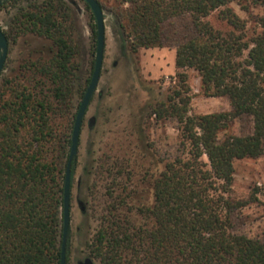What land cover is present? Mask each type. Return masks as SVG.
<instances>
[{
    "label": "trees",
    "instance_id": "16d2710c",
    "mask_svg": "<svg viewBox=\"0 0 264 264\" xmlns=\"http://www.w3.org/2000/svg\"><path fill=\"white\" fill-rule=\"evenodd\" d=\"M96 1L101 9L107 2ZM115 1L127 5L113 10L132 53L160 46L161 27L174 18L187 17L195 34L176 46L177 87L148 107V118L175 120L176 154L160 159L148 206L129 204L128 158L102 162L98 175L112 181L91 257L98 264H264V239L234 231L231 214L241 204L227 196L234 161L264 155V0ZM231 3L242 4L248 19ZM3 34L8 47L31 34L54 51L48 59H22L19 72L0 81V264H59L63 179L77 111L70 15L62 2L35 1ZM187 69L197 73L205 96L225 97L231 109L191 114ZM241 118L251 132L229 133ZM74 165L75 159L71 181Z\"/></svg>",
    "mask_w": 264,
    "mask_h": 264
},
{
    "label": "rangeland",
    "instance_id": "374dc122",
    "mask_svg": "<svg viewBox=\"0 0 264 264\" xmlns=\"http://www.w3.org/2000/svg\"><path fill=\"white\" fill-rule=\"evenodd\" d=\"M35 1L46 0H21L14 6L0 8L1 31L10 34L16 13ZM50 1L64 3L70 15L78 64L75 112L94 61L91 12L82 0ZM117 6L125 8L127 5L107 0L102 7L105 28L103 62L96 90L82 121L75 156L66 264H98L91 257L89 246L98 229L107 200L105 193L112 181L105 175H98L102 162L112 164L117 159L128 158L131 174L126 184L133 192L129 204L148 206L152 203V175L163 168L160 159L174 156L178 149L179 133L175 120L148 118V107L164 101L168 93L177 87L174 66L176 46L194 36V29L187 17L171 19L161 27L160 46L132 53L113 10ZM230 7L240 17L248 19V12L242 4L231 3ZM251 12L261 14L262 10ZM8 49L0 81L19 72L22 59L39 56L48 59L54 51L50 41L31 34L19 36ZM185 73L191 91V114L203 115L231 109L227 98L203 94L200 79L194 70L187 69ZM250 132L251 123L247 118L230 124L229 133L244 135ZM203 160L206 162V158ZM233 166V183L227 196L233 203L241 204L231 214L234 231L264 239V155L236 160Z\"/></svg>",
    "mask_w": 264,
    "mask_h": 264
},
{
    "label": "water",
    "instance_id": "95a60500",
    "mask_svg": "<svg viewBox=\"0 0 264 264\" xmlns=\"http://www.w3.org/2000/svg\"><path fill=\"white\" fill-rule=\"evenodd\" d=\"M4 1H8V0H0V4ZM82 1L86 4L94 19V23L96 27V43H95L93 70L91 73L89 83L85 89V92L81 98V101L78 105L75 114L72 131H71V137H70L69 153H68L67 163L64 172L63 193H62V233H61V243H60L59 264H65V258H66V239L69 230L71 162L73 159H75V156L77 154V147L79 142L82 121L85 116L90 99L93 93L95 92L99 81L100 71L103 62V54H104L105 28H104V15L102 9L96 0H82ZM7 51H8L7 40L5 38V35L0 29V74L2 72L6 60Z\"/></svg>",
    "mask_w": 264,
    "mask_h": 264
},
{
    "label": "flooded vegetation",
    "instance_id": "af4514ba",
    "mask_svg": "<svg viewBox=\"0 0 264 264\" xmlns=\"http://www.w3.org/2000/svg\"><path fill=\"white\" fill-rule=\"evenodd\" d=\"M94 64V63H93ZM92 70H93V68H92ZM91 73H92V71H91ZM91 77V76H90ZM90 80V79H89ZM89 83V82H88ZM86 89V88H85ZM85 92V91H84ZM84 94V93H83ZM82 98V97H81ZM92 98V97H91ZM81 101V100H80ZM90 101H91V99H90ZM90 103V102H89ZM78 108V107H77ZM68 232H69V230H68ZM67 241H68V235H67V239H66V244H67ZM66 261H67V257L65 258V264H66ZM80 264H89V263H87V262H84V263H80Z\"/></svg>",
    "mask_w": 264,
    "mask_h": 264
}]
</instances>
